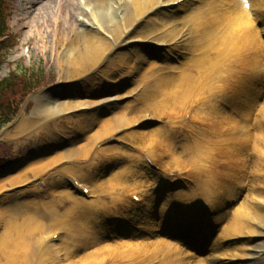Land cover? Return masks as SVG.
<instances>
[{
	"label": "rangeland",
	"instance_id": "374dc122",
	"mask_svg": "<svg viewBox=\"0 0 264 264\" xmlns=\"http://www.w3.org/2000/svg\"><path fill=\"white\" fill-rule=\"evenodd\" d=\"M54 1L53 6L51 5L52 10L49 12L48 17H46L48 18L47 23L39 22L37 16L40 9L48 0L5 1L4 7L8 16V34L15 37L14 41L16 44L10 48L8 53H5L6 56L0 66V82L15 70L22 73L31 69H35L36 71L44 69L46 71L45 79H47V85L29 96L27 102L22 105L15 123L10 125L6 130V134L0 138V160L3 159V163L0 161V178L15 175L14 173L17 169L23 167L33 152H40L39 148L42 149L41 152L54 153L53 150L56 149L55 143L54 145L52 144L53 146L47 145L46 141H49L47 135L38 136V134L31 131L32 129L29 132L21 133L18 130V125L24 118L33 119L32 116L38 113L37 109H39L40 102L53 99L62 90L71 89V87L75 86L72 83H75L79 77L76 78L75 74L73 75L72 72H69L70 70L78 71V69H73L69 63L70 41L77 37V31L82 32L86 30L90 24L94 25L99 18L96 10L97 0ZM108 1L113 4V8L117 11V14H115V18L117 19L115 26H117L122 20L124 11L122 6L124 3H129L132 0ZM238 1L240 0H203V2L194 0V4L188 9L187 13L192 10L196 13L199 9L196 18L203 21L199 23V30L204 29L206 32H203L205 33L203 36L197 37L193 22L177 26L179 30L184 29L185 34L188 36L186 37V41L183 42L185 48L181 49L182 47H180V49L174 50V53L172 55L169 54L168 57L164 53L165 50L168 51V48L163 50L162 53L143 48L142 41L135 43V39H140L142 35L140 33L134 35V40L130 42L131 47L128 51L133 49L132 51H134L136 57L140 55L141 58L144 57L146 59V61H143V66L139 69L136 78L145 73L153 59H157L153 73L147 74L146 81H144L149 91L144 97L142 96L141 98L140 96L139 101L132 105L125 104L129 99L123 98L119 100L114 99V101L110 102L111 106L121 104L124 108L127 105L128 108H124L126 114L122 119L125 122L130 119L131 123L126 127L114 130L113 133L105 135L99 140L100 147L106 150L102 151V153L99 152L97 157L92 161L93 163L85 165L84 175L86 178H89L86 181H89L88 184L93 190L92 196L88 200H97L93 208L95 211L101 212V216H105L104 218L108 220L107 222L105 221L106 223L109 220H113L114 215H118V210L112 208V200L116 195L115 193H122L127 199L125 192L120 188L123 185H128L131 188H137L139 191L144 192L145 195L142 194L144 201L139 203L142 205L138 207V211L140 212L141 209L146 211L149 218L143 216L141 219H147L151 223L149 225L151 227H146L145 232H139L141 231L142 223L137 224L136 222L138 221H136L135 230L132 231L130 236L127 235L126 232L131 230L121 228V224L124 225V221L126 220L123 219L127 214L124 212L121 220H114L111 224V227L116 224L114 229L111 228L112 232L109 234L103 233L101 236L103 239L99 241L95 238V235L91 234V236L88 232L90 229L86 226L87 223L85 219L83 220V215L74 213L68 219L69 226L67 229H63L64 227L62 226L60 231L67 240L66 246L68 249H73L76 246L74 244L78 245L75 248L77 255L91 252L96 246L100 245L101 247L106 243L111 244L114 252L119 251V254L132 253L130 252L132 247L138 248V245H141L139 249L143 251L146 249V246L141 244V242L137 243V239H140L141 241L144 240L143 243L149 242L155 244L157 242L158 244L154 247H157L158 250L154 249V254L160 258L164 257L168 260H176V264L178 261L182 264H197L198 262H203L204 264L208 262V264H264V221L259 216L254 214L248 217V221L258 227L257 233L259 234L249 230L245 234H238L230 238L223 237L222 235L223 228L229 225L228 221L235 212L240 210L239 208L242 204L251 207H257L258 205L264 208V205L261 204L264 200V131H260L257 126L264 107H262L264 105V81L261 80V77L264 76V18L261 16L255 22L242 23L235 26L233 19L234 13H237L236 10H240L245 3L247 5L252 4V0H242L243 3L246 1L244 4ZM90 4H93L95 9H90ZM127 11L131 12V8L128 7ZM240 13H237L235 17H238ZM138 16L134 15L131 17V14H129L130 21ZM130 21L128 22L129 24ZM207 33L209 38L200 40L206 37ZM115 40L112 39L111 41L114 42ZM196 41L199 42L196 43ZM191 57H193V60L190 61H199L197 63L190 62L188 58ZM166 58H168V62L163 65L162 61L166 62ZM111 61L114 67H110V69L120 68V56L118 57L117 54L113 55ZM186 61L188 63L186 66H183V68H186L185 75H196V80L198 78L197 85H201V81L204 82L207 92L198 96H195V94L193 99L191 98L186 104L181 103L177 107L174 106L177 112L164 110L163 112L165 113L163 115H154L152 111L145 114V106L154 99H159L160 101L167 100L166 103L169 105L170 103L173 105L174 102L178 101L182 90L179 89L176 92V96L171 97L170 93L176 88H172V86L176 82L167 78L179 75L183 70L181 67ZM110 62L108 63L110 64ZM174 64L179 68L173 69L172 66ZM103 69L101 73L104 71L107 74V67ZM212 72L214 76L207 79L206 75L208 73L212 74ZM236 75L252 79V81L254 80L253 77L257 79L253 86H248L247 90L241 93V98L237 94H230L231 89L227 87V84L231 85L235 81ZM124 76L125 74L118 75L119 78ZM80 77L83 78L85 76L82 75ZM80 84L78 82L76 86L79 87ZM249 89L251 90L248 91ZM142 94L140 92L134 99ZM247 95L251 97L246 105H251V108H253L252 111L251 109L248 110L250 115L247 118L244 116L245 110H243V113L241 109L240 112L234 111L238 113L234 115L235 113L231 108H239L237 102L241 104L240 107L244 108L246 101H243V99ZM210 96L212 97L209 98ZM216 100L219 102L221 113L215 112L213 108L208 107L209 104ZM184 105H186L185 108ZM87 108L84 106L70 113L72 115L82 112L90 113L92 110H88ZM207 111L209 114H204ZM224 112L226 115H229V118L232 116L236 117L242 126H240V130L222 134L217 129L204 124L201 126L197 125L200 128L197 133L200 134L195 133L193 125L198 124L194 121L197 116H203L208 119L215 118L224 125L227 122H231L229 120L225 121V117L221 116ZM64 115H67V113H64ZM59 117L60 115H55L50 121H55ZM65 120L62 121L64 122ZM156 126L165 127L170 136L186 139L193 145L201 147L199 149H203L204 152L198 149L193 153H190V151L181 153L180 150L175 151L169 148V152L163 153L164 150L159 151L157 144L159 140H162V137L149 133ZM98 127V124L84 127V129H87L79 137H84L87 133H95ZM134 129L140 131L135 137L129 135ZM127 130L128 132H126ZM31 132L32 134H30ZM58 133L60 132L55 131L54 135ZM67 137L70 138L71 136ZM235 137L242 139V148L239 151L234 148L236 152H231L227 149L223 150L222 146H231L237 142ZM104 138L105 140H110L108 145L103 143L105 141L103 140ZM40 142L43 143V146L40 145ZM144 145L146 146L144 147ZM108 147L118 148L109 150L107 149ZM152 148L155 150V155L153 153L149 155L148 151ZM128 154L129 160L133 154V156L136 155L139 159L141 158L144 164L140 165L141 162L137 164L134 162L135 166L133 169L135 171L133 173L136 174H132L126 169L121 175L128 176L120 178L121 175H118L116 170L129 162V160L127 161ZM134 158L135 161L138 160L135 156ZM197 159L199 163H196L197 161L195 160ZM140 170H143L144 177L139 176L142 173ZM51 173L45 174L44 177L46 179L43 184L47 186L50 184L53 179V176L49 175ZM92 175L93 179H91ZM159 175L166 179V185H158L157 176ZM209 179L212 181H209ZM135 181H138L140 184L136 186ZM201 181H208L212 187L211 189L216 190L217 193L219 191L226 192L227 190H232V194L233 192L235 193L230 199H225V204H222L220 208L214 206L220 211L211 213L207 220H203L198 216L194 218L190 215L193 219L187 217V214H190V212H196L194 213V216H196V214L199 215L206 209L196 201L192 206L187 205L185 203L186 200L181 198L167 206L174 208L175 211H172L170 215H165L162 221L159 211L165 202V196L168 197L169 195L172 199L174 193L182 188H186L187 184L193 187ZM30 185L29 183H24L0 190V210H3L7 205H11L15 199L13 198L14 194L31 189ZM41 196L43 199H53L54 193L48 190L41 194ZM153 196H155L156 200L151 199ZM68 205L67 202L59 204L60 212H64ZM133 211L130 212L131 216H133ZM133 219L135 220L134 217ZM130 220L132 222V219ZM193 220L194 224H192ZM164 221H168L169 224L172 223V226L166 227L167 224L163 225ZM152 225L156 227L153 228ZM210 226H212L211 230L215 236H213L214 239L210 240L211 243L206 248L192 250L191 248L189 249L188 244L186 245L187 248H185V246L173 243V239L168 240L170 238L169 234H173L176 238H181L185 241L189 236L188 231L190 233V227H192V242L196 243L199 241V234H205L211 228ZM175 227L178 229L176 230ZM196 227L199 229L197 232H195ZM136 230H138L139 235L132 237L133 233L138 234V232H135ZM0 231H2V228ZM115 231L116 233H114ZM217 237L220 238L215 241ZM120 239H127L126 246L131 249L126 250L121 248L117 242H120ZM118 246L121 249L118 250ZM105 250L108 252V249ZM55 251L61 254L65 250L59 243ZM160 258L154 261L151 260L150 262L146 260L145 263L168 264L163 263ZM52 263V261H48L45 264ZM112 263V261H109L106 264ZM89 264L94 263L91 262Z\"/></svg>",
	"mask_w": 264,
	"mask_h": 264
},
{
	"label": "bare ground",
	"instance_id": "6f19581e",
	"mask_svg": "<svg viewBox=\"0 0 264 264\" xmlns=\"http://www.w3.org/2000/svg\"><path fill=\"white\" fill-rule=\"evenodd\" d=\"M156 1L157 0H132L129 3L127 2V9L128 7L131 8L133 6L135 9H138L139 14H144V16L143 18H138L133 23L134 19L132 18L133 20L130 21V13L126 9L125 14L128 16V18H124V20L127 22L130 21V24H133V28L135 29L132 32H129V30H131L129 29L127 31L119 33V24L115 26L117 24V19L115 18V14H117V11L113 8V4L108 0H97L96 10L99 17L98 22L105 25V28L119 33L117 36L119 37L118 43L113 44L110 39L102 35L101 31L97 29L93 24H90L89 28L82 32L77 31V37L71 40L69 44L70 66H72L73 69H78V71H69L70 73L72 72L73 75L75 74L76 78L79 77L78 79H76L77 81L75 83H72L75 86L71 87V89L67 88L66 90H62V92H59L58 96H55V98H53L52 100H49L47 103H42L43 107L41 108V110H39V112L37 114H34V116L32 117L36 121H34L33 119L29 120L27 118H24L18 125V130H20L21 133L29 132L32 129L31 131L38 134V136L44 134L47 135V138L49 140H45L47 142V145L50 146L52 144L54 145L55 143L56 149L53 150L54 153H48L41 152L42 149L39 148L40 152H33L31 156H29V159H27L23 167H21V169H17V171L14 173L15 175H9L0 178V190L7 187L22 185L24 183L31 184V189H29L28 191L24 190L22 193L21 191H19V193L17 192L16 194H14L15 196H13V198L15 199L11 203V205H7L3 210H0L2 217L5 219L2 226V231H0V264H45L48 261H52V264H89L91 262H93L94 264H106L109 261H112V264H146V260L150 262L151 260L154 261L155 259L160 258L158 255L154 254V249H157V247L154 246L158 244L157 242L155 244L149 242L143 243L144 240L141 241L140 239H137V243L141 242V244H144L146 246V249L142 251L141 249L134 246L132 247V249L128 248L126 246L127 243L124 245L125 241H122L120 239L121 248L126 250L131 249L130 252H132L133 255L132 253L119 254V251L114 252L111 244L107 243V245L103 244V246L101 247L100 245L96 246V248L92 249L91 252L77 255L75 248L78 245L74 244L76 246H74L73 249H68L66 246L67 240L64 235H62L59 241L56 243H54V241L49 238L50 235H53L55 232L61 230L62 226L64 227L63 229H67V227L69 226L68 219H70V217L74 215V213H80L81 215H83V220L85 219L87 223L86 226L90 229L88 232L90 233V235H95V238L99 241L103 239L101 238L103 233L109 234L112 232L111 228L114 229V226L116 227V224L111 227V224L114 222L113 220H109V222L106 223L108 220L104 218L105 216H101V212L94 210L93 205L97 202V200H88L82 193V190L78 186L74 185L72 181L67 178V176H69L71 179L74 178L79 182L85 183L88 179L84 175L85 165L93 163L92 161L97 157L98 153H102V151L104 152L106 150L104 148L99 149V140L103 136L113 133L114 130H118L120 127H126L131 123L130 119L126 122L122 119L126 114L124 108L127 109V105H125L126 107L124 108L121 104L111 106L110 102L113 101V99H129V96L136 89L144 86L143 91H145H142V95H139V97L136 99H133L131 101L128 100V102H125V104L132 105L139 101L138 99H140V96L141 98L142 96L144 97V95H146V93L149 91L144 81H146V77L148 76L147 74L153 73V68L156 66L155 64L157 62V59H153L145 73H142L136 79L129 80L126 83L123 81L115 82L114 85H108L105 82L103 83V79L105 77H107L106 79H115V77H118V75L120 74L130 75L132 70L136 68L139 69L142 66L143 61H146V59L144 57L141 58L140 55L136 57L134 51H132L133 49L128 51V49L131 47L129 45L130 39L137 32L147 40L166 42V37L173 40L176 37L175 34L179 31V28L177 26H180L183 23L188 24L189 22H193L195 31L197 32V37L203 36L205 34L203 32H206L204 29H202L201 31L199 30V23L203 22L199 18H196L199 9L196 13H194V10H192L180 17L178 15L166 13L162 18H159L163 15V13H161L160 11L158 12V10L154 8L155 5H158L160 3V0H158V2L154 4ZM54 2V0H48V2L40 9L37 16V20L39 22H48V18L46 17H48L49 12L52 10L51 5L53 6ZM238 2L244 4L246 1L244 3L242 0ZM151 3L154 4L153 7H149V4ZM191 5L192 4H190V2L186 3L184 5V9H187ZM234 9L236 8L234 7ZM236 11L237 13H241L238 17H235L237 13H234L235 15L233 23L235 24V26L241 25L242 23L248 24L255 22L261 16H263L262 18H264V1L252 0V4L247 5L245 3L240 10ZM149 13H152L153 15L148 18L147 15H149ZM157 19H159V21L153 24V21ZM165 29H168L166 33ZM152 34H154V37L150 39L149 36ZM208 38L209 37L207 33L206 37L200 40H206ZM197 42L199 41H196V43ZM116 54L118 55V57L120 56L121 69H110V67H114V64L111 60L112 56ZM167 60L168 58L165 59L166 62L162 61L163 65L168 62ZM188 60H193V57L188 58ZM198 61L199 60L190 62L197 63ZM108 62H110V64ZM187 63L188 61L184 62L181 68H183V66H186ZM106 67V72L108 73L105 74L103 71L101 73L102 75H99L102 69ZM172 68L178 69L179 67L174 64ZM185 69L186 68H183L179 75L170 76L167 78L176 82V84L172 86V88L176 87L174 89L176 91L174 92V90H170L172 91L170 93L171 97L176 96V92L179 89L182 90L178 101L174 102L173 105L172 103H170L169 105L168 103H166L167 100L160 101L159 99H154L151 103H147V105L145 106V114L152 111L154 115H163L165 113L163 112L164 110L176 111L177 109L175 107H177V105H180L181 103L186 104L188 101H190L191 98L193 99L195 94V96H198L204 92H207L205 83L201 81V85L198 86V78L196 80V75H185ZM82 75H84L85 77H80ZM206 76L208 77L207 79H209L212 78L214 74L212 72V74L208 73ZM84 79H86V81H84ZM253 79L254 80L252 81V79H247L241 75H236V82L234 81L231 85L227 84V87L231 89L230 94L240 95V93L245 92L248 86H253L255 80H257L255 77H253ZM78 82L81 83L79 87L76 86V83ZM241 82L243 83L241 84ZM238 84H241V88L239 91H237ZM250 90L251 89H249L248 91ZM211 97L212 96H210L209 98ZM250 97V95L245 96V99H243V101H246V103L244 105L248 103ZM218 100L209 104L208 107L213 108L215 112L221 113L222 111L220 110ZM83 106H90L91 108H93V110L90 113L82 112L75 115L68 113ZM185 106L186 105H184V108ZM263 106L264 105H262V107ZM240 109L242 110V112L243 110H245L246 114L244 112L243 113L247 118L250 115L248 113V110H253V108H251V105H248L244 108L239 107V109H237L238 112H240ZM262 111L263 113L261 114V119L258 122L257 126L258 129L263 132L264 107ZM64 113H68L69 115L61 116ZM204 114L208 115L209 113L207 111V113ZM55 115H60L59 118L61 119L58 118L55 121H50V119H52ZM221 116L227 117V119L229 118V115H226L225 112ZM62 120H65L66 122H63ZM230 120L234 121L235 123H239L241 126V123L237 121L236 117L232 116ZM96 124H98L99 127L95 133H87L84 137H79V135L87 129H84V127H91V125L94 126ZM193 127L195 128V133L200 134L197 133L199 132L200 128L196 125H193ZM55 131L60 133L54 135ZM32 132L30 134H32ZM126 132H128V130ZM139 132L140 131H138L137 129H134L130 132L131 134L129 135L135 137ZM167 132L168 131L165 127L158 126L149 131V133H152V135L154 136L162 137V141L165 143L166 150L168 152L169 149H174L175 151L180 150L181 153H184L186 151H190V153H193L195 150L201 148L197 145H193L186 139L175 138L177 136H170ZM61 134H67L71 137L69 139H66L62 137ZM235 140L237 142L234 145H229L225 148L231 152H236V150L239 151L242 148V145L240 144L242 139L240 137H235ZM194 142L198 143L197 141ZM103 143L105 145H108L110 143V140L106 139L105 141H103ZM40 145L43 146V143L40 142ZM145 146L146 145H144V147ZM117 148L118 147H108L107 149L114 150ZM201 150L204 152L203 149ZM154 151V148L149 150V155L152 153L155 155ZM134 156L138 160L135 161ZM134 156L132 154L129 160L128 154L127 161L129 160V162L119 169H115L118 175H121L123 171H126V169L128 172L136 174L133 173L135 171L133 169L135 163L137 164L138 162H141L140 165H143L144 162H142L141 158L139 159L138 156ZM195 161H197L196 163H199L198 159ZM35 170L36 172H34ZM50 172L52 173L49 175L53 176V179L47 186L43 184L46 179L44 176L45 174ZM140 172L142 173L141 175L139 174V176L144 177L145 174L143 173V170H140ZM123 176L121 175L120 178H125L128 175ZM92 177L93 175L91 176V178ZM157 179L159 186L166 185V179L163 176L159 175L157 176ZM209 181L212 180L209 179ZM138 184L140 183L138 181H135V185L138 186ZM211 188L212 187L210 186V183L208 181H201L199 183H196V185L193 187L188 184L186 188H182L179 191L175 192L172 199L169 197V195L168 197L165 196V202L163 203L159 211L160 218H162L163 221V217H165V215H170L172 211L174 212V208L167 206L177 200H180L181 198H184L186 200L185 203L187 205L192 206L196 201L198 204H201L203 207H205L204 209L211 210V208H220L222 204H225V199H230L235 193L233 192L232 194V190H227L226 192L219 191L217 193L216 190H212ZM48 190H51V192L54 193L53 199L42 198L41 194L47 192ZM140 193L144 194V192H142L141 190ZM115 194L116 195L112 200V208H116V210H118V214L122 215L124 212L128 214L134 210L132 213V218L134 217L135 220H138L139 222H141L142 220V223L146 222V227L149 226L147 219H141L143 216L145 218H149L144 209L140 210L139 212L137 206L131 200L128 201L122 193ZM151 199L156 200L155 196H153ZM58 202L60 205L62 202H67L69 204L64 212H60L58 206L59 204H57ZM239 209L240 210L238 212H235L228 221L229 225L223 228V237L230 238L231 236H235L238 234H245L246 231L249 230L251 232L257 233L256 226L248 221V217H251L254 214L259 216L264 221V208L259 207L258 205L257 207H251L247 206L246 204H242ZM194 213L196 212H190V214H187V217H189L190 219H193V217L195 218L197 215L194 216ZM204 213L206 214L207 212ZM190 215L193 217H190ZM165 224H167L166 227L172 226V223L169 224L168 221H164L163 225ZM192 224H194V220L192 221ZM177 229L178 228H176V230ZM191 230L192 227H190V233L188 231L189 236L187 235L188 237L184 241V245L188 244V246L190 247V245L194 244L195 247H198L200 245V240L196 243L192 242L193 236H191V233L193 230ZM198 230L199 229L196 227L195 232H197ZM114 233H116V231ZM131 233L132 231L126 232V234L129 236L131 235ZM138 235L139 233H133L132 237ZM169 236V241L172 239L173 241L176 240L173 234H169ZM219 238L217 237L215 241ZM181 240L182 239L180 238L179 241ZM59 243L60 246H62L65 250L63 252L62 259L57 258V254L55 251V248H57ZM121 248H119L118 246V250ZM105 249H108V252H106ZM160 259L163 263L168 264H176L177 262L176 260H168L164 257ZM179 263L182 264L180 261H178L177 264ZM197 264L204 263L198 262Z\"/></svg>",
	"mask_w": 264,
	"mask_h": 264
},
{
	"label": "trees",
	"instance_id": "16d2710c",
	"mask_svg": "<svg viewBox=\"0 0 264 264\" xmlns=\"http://www.w3.org/2000/svg\"><path fill=\"white\" fill-rule=\"evenodd\" d=\"M5 1L0 0V35L8 34L7 12ZM15 37H10L0 48V66L11 47L15 46ZM44 80L43 71L35 69L19 73L11 72L0 82V129L12 120L26 96L34 91ZM3 161V160H2Z\"/></svg>",
	"mask_w": 264,
	"mask_h": 264
},
{
	"label": "snow or ice",
	"instance_id": "6c2138e0",
	"mask_svg": "<svg viewBox=\"0 0 264 264\" xmlns=\"http://www.w3.org/2000/svg\"><path fill=\"white\" fill-rule=\"evenodd\" d=\"M261 80L264 81V76L261 77ZM242 83H243V82H241V84H242ZM241 84H238V85H237V91L240 90V88H241Z\"/></svg>",
	"mask_w": 264,
	"mask_h": 264
}]
</instances>
